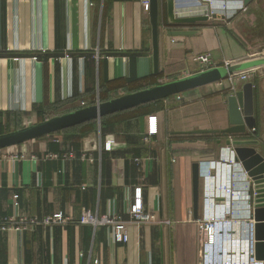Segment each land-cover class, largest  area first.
Wrapping results in <instances>:
<instances>
[{"label":"crops","instance_id":"obj_1","mask_svg":"<svg viewBox=\"0 0 264 264\" xmlns=\"http://www.w3.org/2000/svg\"><path fill=\"white\" fill-rule=\"evenodd\" d=\"M212 1L159 0L155 72L145 0H0V135L201 72L197 55L211 53L217 67L247 62L248 46L221 19L189 21L215 10ZM173 30L196 33L172 36ZM256 77L239 83L237 92L252 82L256 98ZM213 83L0 148V218L41 219L58 211L72 218L66 225L0 231V264H241L243 224L251 229L249 264H264L254 257L248 171L234 160L212 179L204 174L211 161L233 157L222 133L230 126L232 94ZM150 116H157L158 131L145 141ZM198 130L210 132L193 133ZM109 138L116 145L106 151ZM234 139L257 136L249 131ZM49 153L58 156L46 158ZM230 175L235 216L216 225L213 244H203L198 219L207 210V186L228 183ZM138 186L160 221L132 220ZM86 209L121 215L129 240L116 242L107 227L80 224Z\"/></svg>","mask_w":264,"mask_h":264},{"label":"water","instance_id":"obj_2","mask_svg":"<svg viewBox=\"0 0 264 264\" xmlns=\"http://www.w3.org/2000/svg\"><path fill=\"white\" fill-rule=\"evenodd\" d=\"M246 5L249 0H241ZM150 2V22L152 26L153 41V60L154 70L160 68V20H159V0H149ZM191 18L189 21H208L212 19H225L227 16L223 13L213 12ZM194 30H173L170 31L172 36H189L195 34ZM264 65V59L240 62L235 65L214 67L195 73L193 75L176 79L170 82L159 84L135 93L127 94L106 102L78 109L73 112L65 113L41 123L25 127L20 130L8 132L0 135V148L9 147L23 142L39 138L41 136L60 131L69 127L83 124L87 121L100 119L108 114L135 107L141 104L167 98L176 95L185 90L196 88L216 82L229 72L253 68ZM229 113L230 126L223 130L222 133L229 136L227 143L233 146L235 160L241 161L242 165L248 171L250 176V185L253 189L252 198L249 199L250 205H253L250 218L254 220V239L255 252L254 257L257 261H264V143L258 139H234L236 136H248L249 131L256 128V105H255V87L252 82L247 83L244 89L229 96ZM210 131L198 130L193 133H207ZM259 147V148H258ZM200 164H193V181H194V198L195 210L198 209L199 199V181H200ZM252 194V191H250ZM242 235V262H250V241L249 235L251 229L248 224H243Z\"/></svg>","mask_w":264,"mask_h":264},{"label":"built area","instance_id":"obj_3","mask_svg":"<svg viewBox=\"0 0 264 264\" xmlns=\"http://www.w3.org/2000/svg\"><path fill=\"white\" fill-rule=\"evenodd\" d=\"M145 9L149 10L150 2L145 0L144 2ZM215 12L212 10L209 14ZM37 58V57H36ZM193 61L198 63L202 68L201 71L211 69L216 66V63L213 61L211 53L197 55L193 58ZM240 63L237 60H226L223 63V66L229 67ZM257 68H248L245 70L229 72L226 77L215 82L218 90L235 94L238 89V85L241 82L249 81L256 73ZM157 116L149 117V128L148 133L145 135V141H149L150 137L157 133ZM255 131V129L251 130ZM116 145V140L114 138H109L104 144L106 151H111ZM92 147L89 143L86 144V152ZM96 148V147H93ZM86 152L84 157L87 156ZM233 157L230 158V161H221L213 160L211 163H208L205 166V177L207 180L212 179L217 176V171L219 175L220 171L223 168L232 169V165L235 160L234 151L231 152ZM58 154L49 153L46 155V158H56ZM21 157H25L24 155ZM217 161V165H216ZM216 165V167H215ZM203 170V166H202ZM215 170V171H213ZM212 172H215L212 173ZM212 177V178H211ZM231 177V175H230ZM220 178V176H219ZM230 182H217L214 186H207L205 203L206 207L204 215L198 219V225L201 231V239L203 244H213L215 242V228L216 225L221 221L229 220L230 217L235 216L232 211L231 200L235 196L236 183L234 182L235 177H231ZM215 211V213H214ZM130 216L133 221L138 223H156L160 221L157 218V215L152 210L148 209L144 202L143 188L138 186L134 190V199L132 207L129 210ZM72 218L65 215L63 211H58L50 215H46L41 219L36 217H21L16 216L0 218V231H24L30 227L41 225L43 227H54L55 225L68 224ZM82 225H90L94 228L105 226L108 228L111 238L116 242H127L129 240V231H128V221H126L121 215L118 214H104L100 215L97 212L92 211L91 209H86L78 221ZM98 262V261H96ZM250 263V262H249ZM248 263V264H249Z\"/></svg>","mask_w":264,"mask_h":264},{"label":"rangeland","instance_id":"obj_4","mask_svg":"<svg viewBox=\"0 0 264 264\" xmlns=\"http://www.w3.org/2000/svg\"><path fill=\"white\" fill-rule=\"evenodd\" d=\"M210 4L216 7V12L227 16L219 22L228 27L229 31L236 38L248 46L251 54L246 61L251 62L264 59V0H249L246 5L244 4L243 8H240L243 5V2H240V0H216L208 3L209 6ZM218 5L220 6L218 7ZM210 7L208 10L211 9ZM258 67V70L252 77L254 79L257 75L256 80L259 79L255 98L258 123L254 133L261 142L264 140V65Z\"/></svg>","mask_w":264,"mask_h":264},{"label":"bare ground","instance_id":"obj_5","mask_svg":"<svg viewBox=\"0 0 264 264\" xmlns=\"http://www.w3.org/2000/svg\"><path fill=\"white\" fill-rule=\"evenodd\" d=\"M210 6L213 7V8H215V6H213V5H211V4H210ZM253 68H254V67H253Z\"/></svg>","mask_w":264,"mask_h":264}]
</instances>
